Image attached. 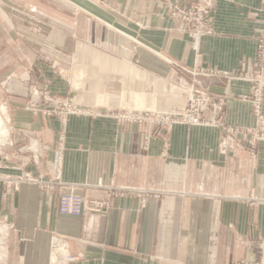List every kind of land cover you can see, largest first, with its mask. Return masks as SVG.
<instances>
[{
  "label": "crops",
  "instance_id": "crops-1",
  "mask_svg": "<svg viewBox=\"0 0 264 264\" xmlns=\"http://www.w3.org/2000/svg\"><path fill=\"white\" fill-rule=\"evenodd\" d=\"M18 1L0 3V56L10 59L0 69V103L8 108L16 145L5 148L9 159L0 162V245L6 251L0 264H239L259 258L264 133L252 148L247 129L257 123L250 79L264 80V69L253 64L264 40V0H211L212 34L199 52L169 14L171 4L185 0L59 1L54 22L70 27L66 13L74 10L73 35L49 25L43 17L50 18V9L36 4L30 5L39 17L34 22L44 31L32 33ZM164 58L191 71L218 72L203 81L214 101L224 100L222 123L246 131L234 150L221 149V126L176 124L147 141V127L118 122L117 109L145 112L161 106L164 89L177 92L163 80L175 72ZM35 87L100 111L67 118L62 183L50 193L6 181L24 171L46 178L57 173L63 128L29 108ZM260 108L264 114V90ZM204 113L212 117L211 109ZM30 135L41 139L38 165L30 152L20 153ZM68 194L106 207L62 215L59 200Z\"/></svg>",
  "mask_w": 264,
  "mask_h": 264
},
{
  "label": "built area",
  "instance_id": "built-area-1",
  "mask_svg": "<svg viewBox=\"0 0 264 264\" xmlns=\"http://www.w3.org/2000/svg\"><path fill=\"white\" fill-rule=\"evenodd\" d=\"M211 0H185L184 5L171 4L172 12H185L184 19L189 24V32L193 37L194 49L199 52L200 43L203 37L212 34V29L209 26V17L211 13ZM197 13V14H196ZM176 16V14H174ZM253 64L256 68L264 69V40L261 41L258 47V54ZM195 80L191 90L189 105L186 110H172L168 113H153L136 111H118L115 114L118 122L121 124L135 123L145 127L150 126V130L146 135L148 141L155 133V130L167 131L173 129L176 124H186L190 126H221L225 133V138L221 142V149L226 152L234 150L237 145V136L244 134L246 131L241 128L226 126L222 123V115L224 113V100L214 101L209 95L208 89L204 85L203 78L213 77L218 74L217 71H189ZM227 78H234L225 73ZM245 79L244 77H238ZM252 86L251 98H253L254 114L257 123L253 128L247 129V133L253 135V140L250 143L252 148H255L260 141V137L264 133V114L261 111L260 104L264 90V80L260 75L250 79ZM247 99V97L245 96ZM250 99V97L248 98ZM31 110L37 113H42L47 117H54L61 122L62 131L59 134V142L57 149V173L51 178H46L44 175H34L31 172L24 171L22 175L16 179L8 177L6 181L19 184L28 182L38 185L45 193H50L55 190L56 185L61 182V167L63 162V149L65 141V125L67 118L71 115H97L100 114L94 109L82 107L69 100L53 97L48 91V88L32 89L31 96L28 102ZM212 110V117L209 118L204 113L205 110ZM3 124L0 125V162L7 161L10 155H7L6 147H15V141L12 139L13 127L2 115ZM5 120V121H4ZM31 141L28 147H24L20 153L30 152L34 164L38 165L42 155L41 139L30 135ZM0 165H2L0 163ZM26 166V165H25ZM106 205L98 201H88L83 197L74 194L62 195L59 200V212L66 216H82L90 212H101ZM259 258L253 260H244L239 264H264V243L258 244ZM68 261H75V257H67Z\"/></svg>",
  "mask_w": 264,
  "mask_h": 264
},
{
  "label": "rangeland",
  "instance_id": "rangeland-1",
  "mask_svg": "<svg viewBox=\"0 0 264 264\" xmlns=\"http://www.w3.org/2000/svg\"><path fill=\"white\" fill-rule=\"evenodd\" d=\"M13 1L14 0H0V3L12 4ZM59 1L63 2V3L65 2V0H33L34 3H26L25 0H19L18 1L19 5H15V6H17V9H19L22 13H25L26 15H28V17H30L31 21H30V25H29L30 26L29 30L32 33H36L37 35H40L44 31L43 28L38 27L35 24V22H34V20H37V18H39V17H38V13L36 12V7H31L30 5L31 4H36V6H39V7L43 8V9H50V13L51 14L50 13L49 14L51 16H49L47 13H44V14L48 15L51 19L48 18V17H43L47 21V23L49 25L55 26L58 29L66 31L67 34H69V35H73L74 32H75L74 31L75 29L72 27V25L74 26V24H75V11L74 10L72 11V13H70V12L66 13V15H67V23L72 28H70V27L62 28V25H58L57 22H54V20L56 19L55 15L59 14L58 13V7L61 5V4H59L60 3ZM66 3H68L69 5L72 6V4L68 0L66 1ZM14 4H16V1H15ZM169 14L171 15V17L177 23H179L180 25H183V27H184L183 30L185 32H189V30H188L189 24L184 19L185 12L184 13H182V12L175 13V12H172L169 9ZM174 14H176V16ZM63 17H65V14H63ZM32 19H33V21H32ZM85 30H86V27H84V25H83L82 26V31H80L81 32L80 33V37L83 40H84V38L86 36V31ZM203 38H202V40H203ZM202 40H201V42H202ZM192 47L194 49V42L192 44ZM200 47H201V43H200ZM164 59L170 64L171 61L169 59H166V58H164ZM5 61L9 62L10 59L8 58L7 55H1L0 56V69L3 68L4 66H6L5 64H8ZM50 63L53 64V65H56V61H50ZM170 65L174 66L175 72H174V74L172 76L163 77V80L169 82L174 87V89L176 88L175 91H177V92H171L170 89H169V91H168V89L167 90L164 89L163 90V98H162V101H161V106L157 107V108H154V109H149V110L145 111L148 114L168 113V112H170V111H172L174 109L178 110V111H183V110H186L188 105H189V100H190V96H191V90L193 89L192 87L194 86L193 82H194L195 78H194V76L191 75L190 72L186 71V70H189V71H191V70L186 68L185 66L175 65V64H170ZM131 66H133V65H131ZM68 76L71 79V75H68ZM42 88L46 89V87H42ZM48 91H49V89H48ZM173 94H177L178 95L179 100L182 101L181 104L177 103V102H179L178 98L176 100L177 102H175V103H172L170 101V98L173 97ZM52 96L56 97V98H59V96H55V95H52ZM148 97H150V99L154 100V93H151V91H148ZM60 98L71 101L70 99H67V98H64V97H60ZM71 102H73V101H71ZM73 103H75V102H73ZM75 104L80 105L78 103H75ZM87 108H90V107H87ZM117 110L123 111L122 109H117ZM126 111H136V112H138L137 109H126ZM98 112H100V111H98ZM149 127L150 126H148L147 128L150 130ZM163 129L165 131H167L166 128H163ZM3 238H4L3 234L0 233V242H1V239H3ZM5 252L6 251L0 245V259H2V257H3L2 255H4Z\"/></svg>",
  "mask_w": 264,
  "mask_h": 264
},
{
  "label": "bare ground",
  "instance_id": "bare-ground-1",
  "mask_svg": "<svg viewBox=\"0 0 264 264\" xmlns=\"http://www.w3.org/2000/svg\"><path fill=\"white\" fill-rule=\"evenodd\" d=\"M2 115L4 116V118L10 122V114L8 111L7 106L4 103H0V125L3 124V119H2ZM5 121V120H4Z\"/></svg>",
  "mask_w": 264,
  "mask_h": 264
}]
</instances>
